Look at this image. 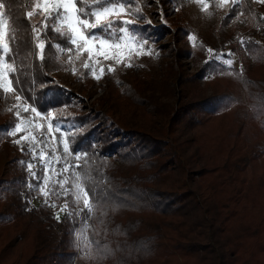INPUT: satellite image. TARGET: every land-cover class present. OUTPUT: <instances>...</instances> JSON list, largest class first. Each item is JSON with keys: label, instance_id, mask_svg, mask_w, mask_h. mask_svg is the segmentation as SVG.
<instances>
[{"label": "trees", "instance_id": "trees-1", "mask_svg": "<svg viewBox=\"0 0 264 264\" xmlns=\"http://www.w3.org/2000/svg\"><path fill=\"white\" fill-rule=\"evenodd\" d=\"M208 1L209 34L195 30L188 46L183 0H136L143 18L121 19L133 21L149 53L104 62L99 84L84 68L86 53L69 52L55 24L43 28L42 14L26 18L38 0L6 3V32H18L4 58L16 71L14 91L0 89V153L18 165L0 178V264H73L76 256L79 264H264V3ZM32 25L45 42L43 59ZM227 50L240 67L218 58ZM26 101L74 125L71 149L87 153L103 181V199L87 213L86 255L76 240L80 208L53 193L54 205L68 204L57 219L47 202L34 204L41 165L34 179L28 148L7 135L31 115Z\"/></svg>", "mask_w": 264, "mask_h": 264}, {"label": "snow or ice", "instance_id": "snow-or-ice-1", "mask_svg": "<svg viewBox=\"0 0 264 264\" xmlns=\"http://www.w3.org/2000/svg\"><path fill=\"white\" fill-rule=\"evenodd\" d=\"M9 0H0V53L3 54V57H0V63L3 62V58H10V53L12 49L10 43H15L17 40L16 33L18 29H12V34L6 32V27L8 25L6 3ZM197 3H203V0H196ZM259 2L264 3V0H259ZM136 0H38L35 4V8L38 11H28L26 13V18L31 20L34 15L42 14L43 15V28H49L51 24H55L54 30L56 33L65 38V42L68 45V51H72V46H76L78 52L84 51L89 54V59L93 54V48L95 42L99 41L102 48H107L112 51V54L109 55L107 52L100 53L104 55L105 60L115 59L117 55L123 51L121 42L130 41L139 43L140 37L133 32L129 25L133 23L130 20L121 19L122 14H131L137 16V18H143L142 12L139 7H132L135 5ZM239 0H220V6H234L238 5ZM128 5L129 7H125ZM208 4L204 3L203 11H207ZM231 10V7H229ZM210 15V13H209ZM32 32L39 34V29L36 25H32ZM190 40H194V36H189ZM110 41H112L110 43ZM243 43V41H242ZM144 45L147 44L145 40ZM35 47L41 49V59L44 58L43 51L45 48V42L40 41ZM143 47V45H141ZM209 51H212L209 49ZM79 57L77 56V59ZM71 59V57L69 58ZM122 59L117 60V65L122 63ZM130 61V57L128 58ZM229 65L232 63L230 60L225 61ZM96 63H99L97 61ZM124 67H132L133 65L130 62L123 63ZM92 68L93 78L99 79V76L95 74V66L90 65L89 62L84 63V68ZM4 69L6 72H14L16 69L12 65L5 64ZM116 69L112 66L107 68V71L114 72ZM104 69L101 68V73ZM75 73V69H73ZM6 73H0V80L3 79V76ZM9 83L0 82V89H3L4 93L13 92L14 89L9 87ZM16 99H21L20 96H16ZM31 111L35 113V118L44 119L47 123V131L43 130V125H32L33 128L39 133L38 138L36 135H33L31 131L27 129H22L21 123H14V130L8 132L9 136H16L17 133L21 131H28V135H22L19 139L14 140L13 142L17 145H22L21 150L23 151L25 147L29 148L33 152L34 158L36 153V148L41 144L48 147L46 140L49 138L52 140L56 139L55 134L61 133L59 143L63 144V153L64 156L61 157L56 155L55 149H52L53 157L55 158L56 163L63 162L66 166L60 171L56 172V175H62L63 173L71 172V177H66L64 180L53 181V185L59 184L60 191H56L55 187L52 188H40V192L47 198L50 194H56L57 196L63 195L65 197L71 195L73 197V203L78 207L82 204L80 211H87L89 214L94 213L98 206L99 200L103 199L100 191H97L100 188V184L103 181L97 182L95 177L92 175L91 171L88 169V154L87 153H75L74 150L70 147V139L75 133H68L67 135L62 133V129L56 121L59 119L58 115H54L52 112H47L45 117H41V113L37 111L35 107H30L24 109L25 112ZM19 115V113H17ZM28 124H32L31 120L27 121ZM22 142H24L22 144ZM47 155L45 151L39 153V158L43 161V158ZM53 157H49L47 161H44L45 166L48 167L52 165ZM68 157H73L77 161H82V163L72 164ZM30 174L34 179H40V177L32 171L34 165L29 163L27 165ZM78 169H83L79 171ZM50 171L55 172L54 166L49 169ZM50 177L45 176V184L47 185ZM71 185L70 188L65 187V185ZM31 187V185H30ZM102 191V190H101ZM91 194V195H90ZM51 206H55L54 204ZM68 209V204L66 203L61 211ZM69 216L74 213L68 211ZM57 219H59V214H57ZM78 239L80 235L78 234ZM98 244V242H96ZM91 247V244L88 245Z\"/></svg>", "mask_w": 264, "mask_h": 264}, {"label": "rangeland", "instance_id": "rangeland-1", "mask_svg": "<svg viewBox=\"0 0 264 264\" xmlns=\"http://www.w3.org/2000/svg\"><path fill=\"white\" fill-rule=\"evenodd\" d=\"M37 3V2H36ZM204 3H207L208 6L210 4V1L208 0H203V3H197L196 0H183L182 3V9L183 12L185 14V17L187 19V23L188 26L191 29V33L188 35V41H187V45H193L197 43V34L195 33V30L199 29V33L200 34H205V36H207L209 34V29H207V26L213 23L214 20V15L210 12L205 13V11H203V6ZM36 9V8H35ZM208 10V9H207ZM210 13V15H209ZM126 20V19H124ZM206 29L208 30V33L206 34ZM189 36H194L195 39L194 40H190ZM37 37V33H35V38ZM41 41L39 34H38V38H36V45L39 44ZM112 41H110L111 43ZM123 47V51L120 52L119 55L116 56L115 59H108L105 60L104 55H101L100 53L102 52H107L109 55L112 54V51L107 49V48H102L99 41L95 42V46L93 48V54L91 56V59H89V54L87 52L86 53V60L83 61H87L89 62L90 65H94L95 68V74L96 76H99V79H95L94 78V82L95 84H99L102 81V74L101 73V68L103 67V63L106 61H114L117 62L118 59H127L132 55V54H137L140 57H142L143 55H147L149 53V51L144 47V45L142 44V42L140 41L139 43H135V42H130V41H123L121 42ZM141 45H143V47H141ZM76 47V46H75ZM38 51L41 52V49L38 48ZM84 51H80L79 53H82ZM3 57V54L1 53V56ZM218 58L225 63L226 65H229L228 63H226L225 61H231L232 63L229 66H235V67H240V62L238 61V59L236 58V56L231 52V51H226L225 54H221L218 56ZM122 59V60H123ZM97 61H99V63H96ZM186 64H187V68L189 70H192V65H190V59H186ZM6 64L5 59L3 58V62L0 63V73H6L3 76V79L0 80V82H11L10 77H9V72H6V70L4 69V65ZM90 72L89 74L93 77L92 75V68H89ZM65 75H67L68 77H70L72 75V71H64ZM64 72H59V75H62ZM73 85H76L73 84ZM9 87L12 88V83H9ZM24 107L30 108L33 107V105L29 104L27 101L24 104ZM41 117H44L41 114ZM31 120L32 124H28L27 121ZM18 123H21V127L22 129H27L29 131L32 132L33 135H36L38 138L39 137V133L37 132V130L35 128L32 127V125H43V130L46 132L47 131V121L44 119H38L35 118V113L31 112V115L28 118H22ZM56 124H58L60 126V128L62 129V133L67 135L69 132H71L74 129V125L73 124H69V123H62V122H56ZM22 135H28V131H21L19 133L16 134V136H14V140L19 139L20 136ZM56 139L52 140V139H48L46 140V143L48 145L47 148H45V146L43 144H41L39 147L36 148V153H35V157L34 158V154L32 151L29 150L30 152V160L27 161V165L29 163L34 165V168L32 169V171L35 172V168H36V164H40L41 168H42V176L39 182V186H38V190L40 192V188H52L55 187V189H58V191H60V185L59 184H55L53 185V181H57V180H64L66 177H71L72 173L68 172V173H63L62 175H56V172H60L66 165L61 162V163H56L55 158L53 157V152L52 149H55L56 155L60 156V153L58 150L63 149V144L59 143V139L61 136V133H56L55 134ZM24 142H22L23 144ZM45 151L47 153V155L43 158V161L39 158V153L41 151ZM49 157H53L52 159V165H49L48 167L45 166L44 161H47L49 159ZM23 161V158L18 162L21 163ZM17 162H7L6 158L3 157V155L0 153V178L1 177H6L10 172H13L16 170L17 168ZM54 166L55 172L50 171L49 169L52 168ZM36 173V172H35ZM48 176L50 177L47 185L45 184V180L44 177ZM65 187L70 188L71 185H65ZM62 197L65 198V196L61 195ZM67 198H70L73 202V197L71 195H69ZM66 198V199H67ZM64 199V200H66ZM43 202H47L50 206L54 204V200L52 198V194H50L47 198L40 192V196H36L34 198V204H41ZM52 207V210L57 214H59V217H61V215L64 213V211H61V209L63 208V204L61 205H55L54 207ZM82 207V204L79 206V208ZM87 211H83L81 213L82 217H83V221L81 222L79 229L76 233V240H77V247L79 249V253L78 255H86L87 253V249H88V245L90 242V235L91 232L93 230V221L92 218L87 215ZM78 234L80 235V238L78 239ZM73 264H79L78 261V256H76V258L73 260Z\"/></svg>", "mask_w": 264, "mask_h": 264}]
</instances>
